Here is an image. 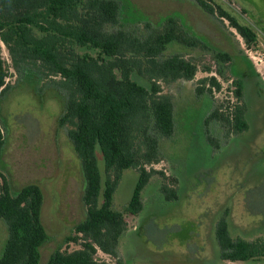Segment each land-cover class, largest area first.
Listing matches in <instances>:
<instances>
[{"label":"rangeland","instance_id":"obj_1","mask_svg":"<svg viewBox=\"0 0 264 264\" xmlns=\"http://www.w3.org/2000/svg\"><path fill=\"white\" fill-rule=\"evenodd\" d=\"M120 2L124 29L143 36L148 33L147 22L156 27L171 16L207 49H189L179 44L168 47L166 57L181 55L197 65L198 72L191 81L159 82L162 94L174 99L176 131L171 139H161L163 161L148 169L164 172L167 179L154 175L142 193L143 210L131 216L125 209L139 174L133 169L123 172L113 207L125 214L128 229L120 241L118 258L100 251L96 258L109 264H264L223 261L215 235L217 222L227 207L232 209L231 215L236 207V219H228L231 233L234 231L236 236L264 228V70H259L249 55V50L264 52V0H211L257 33L256 48L247 46L227 20H214L194 0ZM2 47L11 88L0 100V123L5 136L0 169L13 192L31 183L43 190L42 220L49 239L41 249V264H47L58 249L71 252L80 248L66 240L86 218L85 181L67 131L58 124L65 99L56 83L59 79L41 77L37 81L34 74L17 73L5 45ZM213 50L229 54L233 61L217 62ZM245 58L259 77L244 79V97L239 102L233 82L250 71ZM212 77L217 78L221 88H213L211 96L207 93L210 85L200 80ZM134 79L148 84L146 75ZM197 87L205 88L202 94ZM236 104L247 111V130L237 134L218 122L206 126V118L215 106L227 114ZM208 136L214 138V145ZM97 156L105 178L100 150ZM160 181L178 189L177 201L166 200ZM1 184L0 180V187ZM244 202L253 210L251 215ZM255 222L259 227L248 229ZM7 239V225L0 219V259Z\"/></svg>","mask_w":264,"mask_h":264},{"label":"trees","instance_id":"obj_2","mask_svg":"<svg viewBox=\"0 0 264 264\" xmlns=\"http://www.w3.org/2000/svg\"><path fill=\"white\" fill-rule=\"evenodd\" d=\"M194 1L214 20H227L247 46H259L257 33L220 5ZM121 15L120 0H0V100L11 88L2 45L17 73L34 74L37 81L58 78L56 83L65 94L58 124L67 131L85 181L86 218L66 240L80 248L58 249L47 264H109L96 258L99 251L118 258L128 223L125 214L114 209L113 199L123 172L133 169L139 174L125 209L131 216L143 210L142 193L154 175L167 179L164 172L148 169L163 161L161 139H171L176 131L174 99L162 94L159 82L191 81L198 72L193 62L181 55L166 57V51L172 44L207 49L175 17L165 18L156 27L147 22L148 33L138 36L123 28ZM213 57L221 63L233 61L220 51H214ZM245 60L250 71L233 82L239 102L244 97V79L258 76ZM218 74L223 77L219 70ZM145 75L146 85L134 79ZM200 83L210 85L207 93L211 96L213 88H221L216 77ZM204 89L197 91L202 94ZM230 111L225 114L215 106L206 126L218 122L237 134L247 130L245 107L236 104ZM208 139L214 145V138ZM4 144L0 123V161ZM98 150L105 162V178L98 166ZM0 180V219L8 228L0 264H41V249L49 239L42 220L43 190L31 183L13 192L1 169ZM160 186L167 201L178 200V189L164 181ZM231 213L227 207L216 225L221 259L264 261V237L248 240L231 233Z\"/></svg>","mask_w":264,"mask_h":264},{"label":"crops","instance_id":"obj_3","mask_svg":"<svg viewBox=\"0 0 264 264\" xmlns=\"http://www.w3.org/2000/svg\"><path fill=\"white\" fill-rule=\"evenodd\" d=\"M244 205H245V207L247 208V212L249 213V215H251V213L250 212H252L253 210L251 209V208H249V206H248V204L247 203H245L244 202ZM235 209H236V207L233 209V215H231V220L233 219V218H235V217H237L236 216V214H235ZM236 219V218H235ZM252 219H253V217H252ZM238 225H240V226H243L242 224H238ZM253 226H257V227H259V225L255 222V223H253V224H251L249 227L250 228H248V229H251ZM244 227V226H243ZM257 227H255V228H257ZM245 228V227H244ZM246 230V231H249V230ZM243 235H244V237L246 236L247 237V239L248 240H252V239H255V238H257V237H259V236H264V228H257V230L255 231V232H253V233H251V231H250V233H248V234H245V233H243ZM240 236V235H239ZM248 236H250V237H248ZM251 238V239H250Z\"/></svg>","mask_w":264,"mask_h":264},{"label":"built area","instance_id":"obj_4","mask_svg":"<svg viewBox=\"0 0 264 264\" xmlns=\"http://www.w3.org/2000/svg\"><path fill=\"white\" fill-rule=\"evenodd\" d=\"M249 55L253 59L257 68L264 70V52L259 53L258 51L249 50ZM254 55V56H252Z\"/></svg>","mask_w":264,"mask_h":264}]
</instances>
